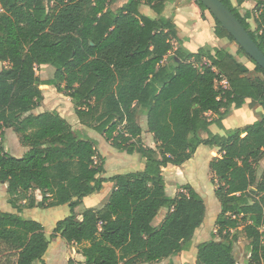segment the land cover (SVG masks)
<instances>
[{
  "label": "trees",
  "instance_id": "1",
  "mask_svg": "<svg viewBox=\"0 0 264 264\" xmlns=\"http://www.w3.org/2000/svg\"><path fill=\"white\" fill-rule=\"evenodd\" d=\"M118 1L0 0V62L8 64L0 68V182L7 183L18 211L0 210V264H46L56 236L76 244L84 264L153 263L183 251L207 205L189 183L169 195L164 168L184 164L203 144L218 149L209 168L220 212L212 237L197 245V264H264V169L261 177L257 170L264 157V112L244 127L224 124L248 99L250 108L264 111V69L240 46L186 48L175 20L163 16L168 0L114 5ZM221 1L264 52V0L256 14L241 11L245 0ZM195 2L206 19L210 11ZM144 6L157 16L146 15ZM214 32L235 41L216 18ZM45 65L55 68L48 83L71 98L79 121L116 149L138 153L144 169L100 176L105 167L94 139L81 136L58 111L32 112L44 99L37 70ZM139 112L156 147L143 141ZM212 125L226 133L213 132ZM7 128L29 148L22 156L5 150ZM107 181L115 185L109 201L79 214L83 199ZM65 204L71 212L50 239L41 222L19 214ZM162 209L167 213L157 225ZM242 235L247 257L235 247Z\"/></svg>",
  "mask_w": 264,
  "mask_h": 264
},
{
  "label": "rangeland",
  "instance_id": "2",
  "mask_svg": "<svg viewBox=\"0 0 264 264\" xmlns=\"http://www.w3.org/2000/svg\"><path fill=\"white\" fill-rule=\"evenodd\" d=\"M125 1L126 0H119L114 5H117V4L120 5L124 3ZM252 1L255 4H259V2H261V0H252ZM261 8H262V5L260 4L258 7V12L261 10ZM148 10H149L148 6H145L143 12L146 13ZM241 11L244 13L246 10L241 7ZM147 13H149V11ZM205 14H206V19L207 18L210 19V29L214 30L215 18L208 11H206ZM250 22L252 23V29H255L256 28L255 22L252 19H250ZM217 42L219 44V47H225L227 49L229 48L231 49L234 47L233 51H236L239 47L236 41H232L228 39L226 40L220 39ZM242 59L252 70V75L256 76L257 73L254 71V64L250 61L249 57L244 56ZM45 66L46 67H43V68L39 67L37 70V75L39 76V79H40L41 89H43L46 94V100L44 98V100L41 102L40 108L37 111L44 112V111H52L53 109L61 110L65 114V118L70 123H73L72 122L73 119L72 117L69 116L70 114L69 112L74 114L75 118L78 119L77 115L74 112L73 101L71 100L70 97L66 95L64 91L60 92L57 89H54L55 87L54 85L48 83L50 80H52L53 78L52 76H54L55 68L52 67L51 65H45ZM259 75H262V74H259ZM49 89L54 90L53 94ZM234 109L231 110L230 115L231 114L233 115ZM251 109L254 111V114L257 120V117L259 116V114L255 111L256 108L254 107ZM138 115L142 120L143 129H145L143 132V136H142L144 143L147 146L156 147V144L154 143V140H153V135L149 133L146 129L147 122H146L145 115L142 112H139ZM228 120L230 121L227 123L229 124L231 128H227L225 125L227 129H233L234 127L236 128L237 125L234 124L235 122H240V125H246L250 123V122H245L244 120L240 121L234 118L231 119V117H229L227 121ZM224 124H225V121H224ZM233 125L234 127H232ZM212 127L218 128V132H215V133H221V134L222 132L226 133L225 130L220 129L217 125H212ZM79 128L77 127V129L75 128L74 129L79 131L82 134L81 136H87L88 132H91V134H93L96 137V139L94 140L96 141V147H97V151L99 155V157L97 158V161L99 163L104 162V167H105V172L100 174V176L109 178V176L114 175V174L124 173L128 171H136L139 169V168H133L138 165L136 163V160L133 159L134 158L133 156H130L129 154H126L125 152L113 147L112 143L106 140L105 136L102 133H99L98 131H95V133H92L91 130L87 131L86 129H83L85 131L78 130ZM12 132L13 130L10 128H7L3 132L2 134L3 146L5 150L11 155L21 156L19 147H18V141L16 139L15 134ZM211 148L212 147L208 145H204V144L200 145L197 152L195 153V156L192 159H190L188 163L190 164L188 165L190 166L188 170V172L190 173H187L186 174L187 176H184L185 177L184 179L182 175L180 174V172H177V171L170 172L169 170L167 171V169L166 171H164L166 182H167V192L169 195L175 196L178 193L179 189L181 188V184L182 185L185 184L182 182H185L187 179V183L190 182L197 186V189L199 190L200 194L205 199V202L207 205V214L205 216L203 224L196 230L193 241L187 244L186 249H184L183 251L175 255L170 256L169 258L163 259L162 261H159V262L142 263V264H197V245L205 240L210 239L212 237L213 232L216 231L215 221L217 217L216 210H218V206H217L218 198L216 197L214 193V190L216 188L215 182L212 181L213 182L212 184L209 178L210 173H207L208 168H209L208 159H210L208 158L209 157L208 155H209V150ZM138 156L140 155L138 154ZM141 159L145 162V160L142 157ZM263 169H264V159L258 164L257 170L259 171L258 173L259 177H261ZM109 184L111 185V182H108V181L105 184H103L104 192L106 191L105 193H107V191L110 190ZM102 201H104V198L101 200V202ZM98 203L100 202L98 201L92 202L88 199L87 200L85 199V201L82 202V204L77 208V210H80V211L85 210L87 207H90V205H93L96 207V206H99ZM219 207H220V204H219ZM70 212H71L70 206L68 204H65V205L56 206V208L51 209V211H49V209H46V208L36 207L28 211L27 215L25 216L27 218L45 223L49 229L50 223L56 220H61V219L66 218L70 214ZM165 212H166L165 209H162V211L159 212L158 216L155 219V223H158L163 220L164 218L163 214ZM47 236L49 237V239L51 238V235H47ZM55 244H56L55 241H53L51 246ZM235 247L238 250V252H240V255L242 257H247L249 255V252L247 249V241L243 235L241 236V240L236 243Z\"/></svg>",
  "mask_w": 264,
  "mask_h": 264
},
{
  "label": "crops",
  "instance_id": "3",
  "mask_svg": "<svg viewBox=\"0 0 264 264\" xmlns=\"http://www.w3.org/2000/svg\"><path fill=\"white\" fill-rule=\"evenodd\" d=\"M232 1L234 2V4H237V0H232ZM241 6H242V8L247 10L251 6H253V3L249 2V0H245L242 3ZM144 7H143V10H144ZM148 8H149V10H148L149 13H147L148 12L147 11L145 14L150 16V17H153V18L156 17L157 14L149 6H148ZM163 16L172 17L175 20L176 25H177L176 27H177V30H178V32L180 34V37L183 40L185 47L188 48L189 50H191L193 52H196L200 47L205 46V45H209L211 47H219V44H218L217 41H219L221 38H219L215 34L213 29H210V19H208V18L207 19H203L202 18L201 10H200L199 6L197 5V3L195 2V0H168L166 2V5H165V10L163 12ZM230 50L233 51L234 47L231 48ZM7 65L8 64L6 62H0V68H2V66H7ZM43 67H46V66H41V68H43ZM54 89H56V88L54 87ZM49 90L53 94L54 90H52V89H49ZM42 92H43V96H44V98L46 100V94H45L43 89H42ZM249 103H250V99L247 100L246 104L242 108L234 109L233 115L231 114L230 116L227 117V119L229 117H231V119L234 118V119H237V120H240V121L244 120L245 122H250L248 124L253 123L256 120V117H255L254 111L250 108ZM39 108H40V106L37 107L36 109H34L32 112L40 113V112L37 111ZM52 111H58L63 117H65V114L61 110L53 109ZM255 111L257 113H263L264 112L261 106H256V110ZM69 113H70L69 116L72 117V119H73V121H72L73 123H71L73 125V128L77 129V127L79 128V126H80V128L78 130L86 129L87 131L91 130L92 133H95L96 130H94L93 128H90V127H87V126L83 125L79 121V119L75 118L74 114H72L71 112H69ZM227 119L225 120V125H226L227 128H231L229 126V124L227 123L230 120L227 121ZM234 124L237 125V127H244V126L248 125V124L240 125V122H235ZM81 127H83V128H81ZM232 127H234V125ZM10 129H12V128H10ZM211 129L214 132H218V128L217 127H211ZM143 130H145V129H143ZM83 131H85V130H83ZM12 133H14L15 136H16V139L18 141L19 151H20V154L22 156L29 148L27 146H24L20 142V137L14 130H13ZM222 134H225V133L222 132ZM87 136L92 138V139H96V137L93 134H91V132H88ZM217 154H218V149L216 147H212L209 150V155H208L209 157L208 158H210V159H208V162H210V160L214 156H216ZM130 156H133L134 157L133 159L136 160V163L138 164L136 167H133V168H139L138 170L144 169L145 162L141 159V156H138L137 153H135L133 155H130ZM194 156H195V154L193 155V157ZM263 159H264V157L261 159V161ZM189 161L190 160H188L187 162H185L182 165L169 164L166 168H164V171H166V169H167V171L169 170L170 172L171 171L180 172V174L182 175V177L184 179L185 178L184 176H187L186 174L190 173V172H188L189 167H190V166H188V165H190V164H188ZM207 173H210L209 174V178H210V180L212 182L213 181V174L210 171V168H208ZM111 176H113V175H111ZM111 176H109V177H111ZM108 182H111V181H108ZM182 183L188 184L187 183V179H186L185 182H182ZM189 184H191L199 192V190L197 189V186L195 184L190 183V182H189ZM212 184H213V182H212ZM0 187H1L0 188V210L3 211V212H14V213H17L18 212L17 209L14 208L12 206V204L8 200L7 183H1ZM114 187H115L114 183L111 182V185L109 187L110 190L107 191V193H105L106 191L104 192V185H103V187H102V189L100 191H97V192H94V193L88 195L87 197H85L83 199V202L85 201V199L86 200L88 199V200H90L92 202L98 201V202H100V203H98L99 206L95 207L93 205H90V207H87V208H98V207L106 204L109 201L111 192L114 189ZM180 190H181V188L179 189V191ZM102 193H104V194H102ZM214 193H215V190H214ZM35 195H36L37 200H40L42 198L40 190H36L35 191ZM103 198H104V201L101 202V200ZM93 204H95V203H93ZM219 204L220 203H219V200H218V203H217L218 210H216V212H217L216 214L217 215L220 212ZM91 206H93V207H91ZM54 208H56V207H51V208H46V209H49V211H51V209H54ZM77 208H76V211L79 214H81L84 211V210H81V211L77 210ZM32 209H34V208H25L19 214L22 215L26 219H30V218H27L25 215H27L28 211H30ZM166 213H167V211L163 214V217L165 216ZM58 221L59 220H56V221H53L52 223H50L49 229H48V227H47V225L45 223L41 222L44 225V227H45V232H46L47 235H51L53 233L55 225H56V223ZM161 222L162 221H160V222H158L156 224L159 225ZM53 241H55L56 244L51 246ZM70 259H72L74 261L73 264H84V261H85L84 256L77 252V245L76 244L68 243L61 236H56V237L51 238L50 239L49 248H48V250H47V252H46V254L44 256L45 263L46 264H70L69 263ZM34 264H41V262L40 261H35Z\"/></svg>",
  "mask_w": 264,
  "mask_h": 264
},
{
  "label": "water",
  "instance_id": "4",
  "mask_svg": "<svg viewBox=\"0 0 264 264\" xmlns=\"http://www.w3.org/2000/svg\"><path fill=\"white\" fill-rule=\"evenodd\" d=\"M210 13L233 36L238 46L264 69V52L234 13L221 0H201ZM254 189V188H252Z\"/></svg>",
  "mask_w": 264,
  "mask_h": 264
},
{
  "label": "built area",
  "instance_id": "5",
  "mask_svg": "<svg viewBox=\"0 0 264 264\" xmlns=\"http://www.w3.org/2000/svg\"><path fill=\"white\" fill-rule=\"evenodd\" d=\"M249 2H252V3H253V6H251L249 9L252 10V12H253L254 14H256V13L258 12V10H257V8H256L257 4H255L252 0H249ZM224 82H225V81H224Z\"/></svg>",
  "mask_w": 264,
  "mask_h": 264
}]
</instances>
